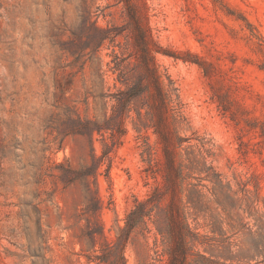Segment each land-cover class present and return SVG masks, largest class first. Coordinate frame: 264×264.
Listing matches in <instances>:
<instances>
[{"label":"rangeland","instance_id":"374dc122","mask_svg":"<svg viewBox=\"0 0 264 264\" xmlns=\"http://www.w3.org/2000/svg\"><path fill=\"white\" fill-rule=\"evenodd\" d=\"M53 165L97 169L109 239L152 198V221L173 204L200 236L188 263L245 252L264 231V0H0V264H95L83 185ZM148 228L124 264L165 263Z\"/></svg>","mask_w":264,"mask_h":264},{"label":"trees","instance_id":"16d2710c","mask_svg":"<svg viewBox=\"0 0 264 264\" xmlns=\"http://www.w3.org/2000/svg\"><path fill=\"white\" fill-rule=\"evenodd\" d=\"M103 40L104 39H102V41ZM120 105L121 107L127 106L126 104L124 106V102ZM77 122L83 125L80 120H77ZM87 123H90V121ZM93 125H96V123L93 122ZM96 130L101 132L102 130L108 129L99 126ZM111 135L113 136V133ZM168 168L173 177L176 179L181 178V172L175 167L172 160H169ZM55 170L58 172L57 175L53 173ZM93 170L94 171H92V168H85L81 173H77L69 166L53 165L48 167L49 177L65 185H70L75 182H80L83 185L84 198L88 201V204L81 215L85 220V224L81 229L80 242L82 246H87L86 252L91 251L93 254L86 255L88 262L94 261L95 264H124L122 247L124 246L123 244L126 237L139 228L150 232L148 228V223L150 222L154 224L157 234L161 237L162 250L161 252L156 250L155 253L156 256L160 258L159 261H162V257H166L164 264H226L225 261H233L239 258L243 253L248 254L249 252H253V258L257 259L255 264H264V231L259 230L255 232L256 238H253L252 234H248L250 240L248 242V249L245 252L240 250L237 255H229L228 257L230 249L227 247V256L224 257V262L213 261L203 255L197 254V259L193 260L192 263H188L189 252L192 250L191 247H194L196 243L202 244V242L199 241L200 236L190 230L184 218L180 215L178 207L173 204L169 205L167 208V220L164 222L152 221L155 209V207L152 206V198L142 201L136 199L134 208L126 215L124 226L118 227L115 239L107 238L103 232L102 225L96 218V207L94 209L96 201L94 197L92 198L90 178L95 180L97 169L93 168ZM176 183L175 181L174 184ZM213 187V191H215L217 187H220V182H215ZM193 206H195V204ZM97 244H99L98 250L95 249ZM98 251L99 254L96 253ZM221 256L223 257V255Z\"/></svg>","mask_w":264,"mask_h":264}]
</instances>
